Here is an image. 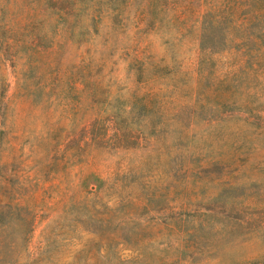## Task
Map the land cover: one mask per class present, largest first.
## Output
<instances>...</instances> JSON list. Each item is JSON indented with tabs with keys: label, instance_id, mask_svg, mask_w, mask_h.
<instances>
[{
	"label": "rangeland",
	"instance_id": "374dc122",
	"mask_svg": "<svg viewBox=\"0 0 264 264\" xmlns=\"http://www.w3.org/2000/svg\"><path fill=\"white\" fill-rule=\"evenodd\" d=\"M0 264H264V0H0Z\"/></svg>",
	"mask_w": 264,
	"mask_h": 264
}]
</instances>
